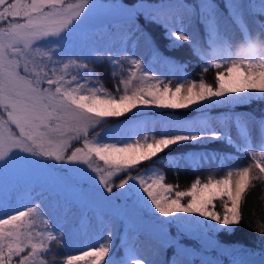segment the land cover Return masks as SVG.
Here are the masks:
<instances>
[{"label":"snow or ice","instance_id":"obj_1","mask_svg":"<svg viewBox=\"0 0 264 264\" xmlns=\"http://www.w3.org/2000/svg\"><path fill=\"white\" fill-rule=\"evenodd\" d=\"M222 4L0 0V172L27 178L22 190L5 191L0 181V264H151L139 254L142 236L173 249L163 264H193L195 253L183 239L208 244L212 234L231 235L240 228L250 190L259 186L264 194V115L238 113L231 106L264 101V0ZM141 17L145 25L163 28L169 50L190 46L203 61L202 73L220 69L212 57L230 52L233 37L222 31V21L240 34L248 58L217 71L214 83L185 73L173 86L162 77L179 75L186 65L163 56L139 24ZM195 24L210 52L199 44L196 30L189 31ZM101 26L107 40L98 46ZM141 41L150 60L137 55ZM104 63L112 89L94 67ZM153 64H164L169 72L157 75ZM217 105L229 110L209 116L207 109ZM150 108H195L201 115L161 122L158 131L138 118L122 127L108 124L109 118ZM213 142L232 149L237 159L249 156L251 163L228 167L219 178L197 177L186 190L166 183L157 164L179 168L181 162L188 167L207 162L220 168L231 162L224 148L205 146ZM188 144L203 150L173 152ZM62 220L95 221L99 239L59 259L67 245L58 226ZM117 225L128 237L123 257L110 254ZM173 225L177 232L169 236ZM259 235L264 238V226Z\"/></svg>","mask_w":264,"mask_h":264},{"label":"rangeland","instance_id":"obj_2","mask_svg":"<svg viewBox=\"0 0 264 264\" xmlns=\"http://www.w3.org/2000/svg\"><path fill=\"white\" fill-rule=\"evenodd\" d=\"M99 2L101 4H112V3L117 2V0H99ZM119 2L129 3V1H127V0H119ZM194 2H195V0H194ZM101 29H102V26H101V28L97 29V35L95 36V41H96V44L98 46H102L107 40V38L103 35V32ZM221 29L223 32L227 33L229 36H232L233 39L229 44V47H230L229 53H225L223 56L212 57L213 62H220L222 64V67L220 69H216L214 67H209V69H210L209 71L210 72L215 71V73L217 71H224L232 62L239 63V62L246 60L248 58L241 51V41L239 38V33L236 31L235 27L230 22L222 21L221 22ZM193 30H196L197 39H198V42L201 45V47L207 49L210 52L211 48L207 44L206 40H204L205 39L204 32H203V34L201 32V30L203 31V29L201 27H198V24H195V25H193V28L189 29V31H193ZM112 31H115V29L113 28ZM162 37H163V39H165L164 31H162ZM204 41H205V45H204ZM167 43L168 42L165 39V44L167 45ZM136 52H137V55L143 59H149V60L151 59L147 55V50L144 47L143 41H141L140 45L137 47ZM164 57H166V56H164ZM152 67H153L154 73L157 75L169 72V68L164 64H162L163 68L161 66L155 67V64H153ZM201 68H202V66H201ZM182 75H184V74H182ZM189 77L193 78V79H197V80L199 78H201V76L199 74H197L196 76H192V77L189 76ZM162 78H166L167 80H171L172 85L174 86L175 83L177 82V80L180 78V75H167L166 77H162ZM208 78H210V77H208ZM207 82L214 83V80H209ZM248 103H250V105H252V106H255V104H258V106H260L258 108L260 110L264 111V101L257 99L255 101H251ZM190 109L197 110L195 108H190ZM174 110L175 109H161V108L141 109L138 113H136L135 116H133V114L130 113V114H128L127 118H125V117H121L118 119L116 118V119H113V121H110L108 124L109 125H115L116 127H122L125 124L133 123L138 118L142 121L150 122L149 126L150 127L155 126L156 130L158 131L159 125L161 124V122L172 120V119L193 120V119H198L201 115V113L198 111L197 113L196 112L193 113L192 116H190V118L189 117L185 118V117H182L181 115L174 114ZM248 111H250V110H248V108H243L242 111H240V113H249ZM207 114L209 116H213V117L221 116V113H215V112H207ZM97 130H99V129H97ZM247 165L246 164L243 165L242 163L238 162L235 164H231L228 167H239V166H247ZM148 166L149 165H146V166H143L141 168L148 167ZM158 168L162 171V169L160 167H158ZM227 168L225 170H223V172H221V173H216L215 169L205 170L202 174H199V175L193 177L187 183L186 186L182 187L181 185H179V190H186L197 177H200L202 180H206L208 175L212 174L216 178H219L220 176L225 174ZM133 174H135V172ZM90 175H95V174L90 173ZM3 180H4L3 184H4V190L5 191L11 190L16 186H19V188L22 190L23 187L27 183V178L22 176V175L8 174L5 176L2 172H0V181H3ZM166 183H170V182H167V180H166ZM186 199H185V202H186ZM216 204H217L216 210L222 213L223 209L220 207V202L217 201ZM58 211L59 210H57V213H52L53 219H56V215L58 214ZM201 219H203V218H201ZM209 223H214V222L209 221ZM58 226L61 227L62 231L66 233L65 240L67 241V245H66L65 249L68 250L67 254H78V252H77L78 249L85 248L88 245L95 244L97 242V240L99 239V235H100V231H101L99 224H97L95 221H92L91 223H89L87 220L82 221V222L81 221H73V220H62L60 225H58ZM113 231H114V235L112 236L111 245L114 243V240H115L118 232L121 231V246L122 247H121V251L118 254L114 253V251H112L110 254L113 257H123L124 252H125V241L128 239V237H127L126 233L124 232L123 228L120 227L119 225H117L113 229ZM167 232H168L169 236H175V234L177 232V227L175 225H173L169 229H167ZM216 234H212L211 240L209 241L208 244H203L196 239L198 241V243L203 248L209 249L210 251H214L216 253L215 255H212L210 253H206L205 251L194 248V247L190 246L188 241L182 240V243L187 248H189L190 251L195 253V255L191 257L192 260L197 258L198 264H202V261H205V260L211 261V262H213V264H216V262H218V264H220L219 263V253L231 252V251L236 252L237 248L239 247V244L222 243L216 239ZM187 238H194V237H187ZM138 247L140 249L139 254L141 256H143L146 260L150 261L151 264H163V261H165V256H164L165 247L163 249H161L160 246L156 243V241L154 239H150V238H146V237L142 236L140 239V243L138 244ZM172 251H173V249H172ZM262 254H264V253H262ZM262 254H258V255L251 254V253L245 254V255L243 254L244 255L243 256L244 261H245V263L259 264V261H260ZM172 256H173V252L170 255L169 260L172 258ZM64 258H65V255L61 256L59 259H64ZM232 262L238 263V261L235 259L232 260Z\"/></svg>","mask_w":264,"mask_h":264},{"label":"trees","instance_id":"obj_3","mask_svg":"<svg viewBox=\"0 0 264 264\" xmlns=\"http://www.w3.org/2000/svg\"><path fill=\"white\" fill-rule=\"evenodd\" d=\"M129 3L132 2V0H127ZM187 3H194V0H186ZM217 3L221 4V7H223L222 0H217ZM257 3V7H258ZM139 24L145 28L153 37V39L156 42V46L159 49V51L166 57L174 58L175 61L181 62L186 65L185 69L180 73L187 74L188 76H196L199 74L202 75L204 79L207 81L214 80L215 71L210 72L209 70L206 73L201 72V66L203 62L196 58L193 53L190 46L185 45L184 47H181L179 49L169 50L168 47L165 44V39L162 37V31L163 28L159 27L157 25H145L143 18L141 17L139 19ZM198 27H200L198 25ZM202 34L203 31L201 30ZM240 38V34H239ZM205 40V39H204ZM205 45V41H204ZM156 66H161L162 64H155ZM96 67L97 71L100 72L104 84L109 89H112L113 87V80L110 78L109 72H108V65L107 63L104 64H97L94 65ZM163 68V67H162ZM210 77V78H208ZM258 107V104H255V106L250 105V103L247 104V106L243 105H233L231 106V109L235 112L240 113L243 108H248L249 113H253L255 116L259 117L261 115H264V111L260 110ZM228 107L224 105H217L215 108H208L207 112H215V113H221V115L228 111ZM197 113L198 110L194 109H175L174 114L181 115L182 117H189L192 116L193 113ZM113 119L116 118H109L108 122L113 121ZM209 149H215V148H224L223 145L219 144V142H213L211 144L205 145ZM189 150H199L202 151L203 147L201 145L196 144H188L183 148H175L173 150L174 153L189 151ZM224 151L230 154V160L231 162L225 164L223 167L217 168L216 164H208L205 162L201 166L197 167L195 165L188 167L185 166L183 162H181V166L179 168H173L166 166L165 164H157V167H160L162 171L166 174V180L167 182L173 183V184H179L182 187L186 186L187 183L195 176L202 174L205 170L208 169H215L216 173H221L223 170H225L228 166L235 163H242L243 165H247L251 163V158L247 155L241 154L240 158L237 159L236 155L232 154L233 150L230 148H224ZM162 156L164 154H161ZM167 159H171L172 155H169L166 157ZM151 162H147L146 164L142 165H150ZM257 185H259V182H254ZM242 211L244 215V222L241 224L240 228L237 229L234 233L231 235L216 234V239L222 243L226 244H239V247L237 248L236 252H222L219 253V263L220 264H240V261H244V255L245 254H262L264 253V238H262L259 235V230L261 226H264V194L261 192V188L257 186L256 188H253L250 190L249 194L246 197V201L242 205ZM184 241H188L190 246L197 248L199 250L205 251L206 253H210L212 255H215L216 253L214 251H210L209 249L203 248L196 239L194 238H185ZM121 231L118 232L114 243L112 244V251L114 253L118 254L121 251ZM242 249V250H241ZM67 249H63L59 253V257L65 255L67 253ZM172 251L171 247L165 246V257ZM214 253V254H213ZM244 254V255H243ZM237 260L238 263L232 262V260ZM193 264H198V259L195 258L192 260ZM245 262V261H244ZM245 264H252V263H245Z\"/></svg>","mask_w":264,"mask_h":264}]
</instances>
